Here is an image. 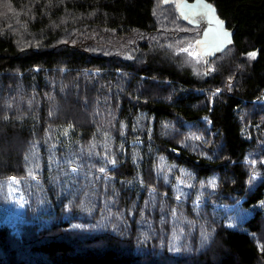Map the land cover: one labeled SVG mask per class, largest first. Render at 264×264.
Returning <instances> with one entry per match:
<instances>
[{
  "label": "trees",
  "instance_id": "obj_1",
  "mask_svg": "<svg viewBox=\"0 0 264 264\" xmlns=\"http://www.w3.org/2000/svg\"><path fill=\"white\" fill-rule=\"evenodd\" d=\"M177 1L0 0V264H264V0Z\"/></svg>",
  "mask_w": 264,
  "mask_h": 264
},
{
  "label": "water",
  "instance_id": "obj_2",
  "mask_svg": "<svg viewBox=\"0 0 264 264\" xmlns=\"http://www.w3.org/2000/svg\"><path fill=\"white\" fill-rule=\"evenodd\" d=\"M177 10L189 24L204 27L200 41H205V43L198 44V49L203 56L216 57L233 44L235 29L231 30L226 27V23L218 16L217 9L210 2L206 0L193 2L178 0ZM206 33H208L207 36ZM218 33H227V37L214 39Z\"/></svg>",
  "mask_w": 264,
  "mask_h": 264
},
{
  "label": "rangeland",
  "instance_id": "obj_3",
  "mask_svg": "<svg viewBox=\"0 0 264 264\" xmlns=\"http://www.w3.org/2000/svg\"><path fill=\"white\" fill-rule=\"evenodd\" d=\"M185 197L184 195H178L177 199L178 201H185L184 199ZM202 204L203 203L201 201L194 203V205H196L195 207L196 212L201 213ZM214 213L221 218H225L227 225L231 227H238L240 222H244L251 215L249 212L244 211L241 207H234V206L226 207L224 205H218L214 207ZM174 221L176 224H178V226H176L172 232V234H174L172 238V246L174 247L175 254L178 255L182 252V244L186 241V237L188 235L184 229V226L187 222L182 218H180L178 214H175ZM199 241H200L199 246L201 248L205 242V235L200 234Z\"/></svg>",
  "mask_w": 264,
  "mask_h": 264
},
{
  "label": "snow or ice",
  "instance_id": "obj_4",
  "mask_svg": "<svg viewBox=\"0 0 264 264\" xmlns=\"http://www.w3.org/2000/svg\"><path fill=\"white\" fill-rule=\"evenodd\" d=\"M218 23H222V22H218ZM205 35L207 36L208 33H206ZM218 37H224V38H226L227 37V33H218V36L217 37H214V39H216ZM196 43L197 44H203V43H205V41H197ZM185 51H187V49H185ZM250 55L252 57H254L255 56V53H251Z\"/></svg>",
  "mask_w": 264,
  "mask_h": 264
},
{
  "label": "bare ground",
  "instance_id": "obj_5",
  "mask_svg": "<svg viewBox=\"0 0 264 264\" xmlns=\"http://www.w3.org/2000/svg\"><path fill=\"white\" fill-rule=\"evenodd\" d=\"M214 57V56H213Z\"/></svg>",
  "mask_w": 264,
  "mask_h": 264
}]
</instances>
